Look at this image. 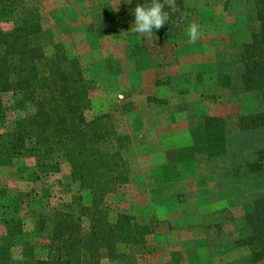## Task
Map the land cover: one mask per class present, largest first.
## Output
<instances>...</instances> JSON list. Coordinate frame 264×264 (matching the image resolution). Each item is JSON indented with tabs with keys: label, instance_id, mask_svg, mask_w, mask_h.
<instances>
[{
	"label": "rangeland",
	"instance_id": "rangeland-1",
	"mask_svg": "<svg viewBox=\"0 0 264 264\" xmlns=\"http://www.w3.org/2000/svg\"><path fill=\"white\" fill-rule=\"evenodd\" d=\"M0 3H24L29 8H38L47 54L55 42L61 43L92 78L91 107L85 115L90 119L108 113L109 122L121 137L122 154L131 172L130 180L106 194L104 202L112 219L118 213L131 215L132 222L145 231L143 247L135 255L138 264H160L157 257L163 254H173L176 264H189L186 253L192 249L202 256L208 254L210 259L190 264H220L214 261L219 255L225 264H264V259L251 261L252 245L238 243L249 234L245 214L252 208L253 200L264 195V161L259 168L250 165L258 158L253 140L259 134L228 133L221 138L226 151L212 152L209 156L199 154L196 165L182 162L177 167L162 166L155 134L162 119L167 121L163 114L175 113L181 124L186 121L193 129H204V117L219 113L226 119L227 129L235 130L229 126L240 114L261 108L259 92L236 94L233 89L221 86L219 89L215 84L217 73L230 69L234 72L240 66L235 60L236 47L250 37L256 20L253 0H170L174 6L166 4L164 9L169 14L167 24L153 30L151 38L134 32V40L132 37L128 43L115 38V34L122 36L134 22L135 7L130 5L131 0H0ZM18 16L6 9L0 11L1 28L10 29ZM193 22L202 31L195 44L189 43L186 32ZM157 66H180L173 77L175 86L164 92L166 102L150 92L143 95L146 89L141 87L140 79L145 82L146 78H142L140 70ZM133 90L142 94L134 95L136 101L132 103L126 94ZM19 98L18 93L11 91L1 95L4 119L1 123L0 118V133L24 115ZM69 171L68 163L61 160L59 172L42 174L33 157L21 158L10 166L0 165V264L43 256L45 241L36 238L40 217L55 209L71 211L73 197L78 193L84 203H89L90 192L79 191L78 185L71 182ZM186 176L195 180H183ZM173 179L181 180L178 183ZM177 183L184 185V192L199 185L194 196L209 192L211 200L223 197L224 208L214 209L196 222L191 220L188 214H183L187 209L178 207L179 202L186 201V194H177L180 190ZM156 201L165 205L162 209L165 215L154 213ZM83 220L87 224V218ZM196 224L200 225L198 231L194 228ZM204 244L212 247H203Z\"/></svg>",
	"mask_w": 264,
	"mask_h": 264
},
{
	"label": "trees",
	"instance_id": "trees-1",
	"mask_svg": "<svg viewBox=\"0 0 264 264\" xmlns=\"http://www.w3.org/2000/svg\"><path fill=\"white\" fill-rule=\"evenodd\" d=\"M253 2L256 20L250 37L236 47L240 66L234 72L217 73L215 84L236 94H261V108L240 114L229 126L259 134L253 140L258 158L250 162L259 168L264 161V0ZM148 3L131 0L130 5ZM4 9L19 16L10 29L0 26L1 123L3 93H18L24 115L0 133V165L33 157L38 172L48 174L59 172L63 160L69 165L71 182L91 194L89 203L78 193L71 211L55 209L40 217L36 238L45 241V254L15 264H138L135 255L143 247L145 231L131 215L118 213L112 219L104 202L106 194L130 180L131 172L108 113L90 119L85 115L91 107L92 78L61 43L55 42L47 54L38 8L0 3V11ZM203 123L205 129L227 128L226 119L219 116H205ZM244 219L249 234L238 243L252 245L251 261L257 262L264 259V195L253 200Z\"/></svg>",
	"mask_w": 264,
	"mask_h": 264
},
{
	"label": "crops",
	"instance_id": "crops-1",
	"mask_svg": "<svg viewBox=\"0 0 264 264\" xmlns=\"http://www.w3.org/2000/svg\"><path fill=\"white\" fill-rule=\"evenodd\" d=\"M112 22L116 23L117 20H112ZM123 23H125V22H123ZM130 35H131V37H130ZM132 37L134 40L135 35H134V32L131 31V28H125V32L123 33L122 36H120V35L116 36V34H115V38L122 40V41L125 40L124 43L125 42L128 43L129 39ZM179 67L180 66H157V68L147 67L143 70H140L142 78H144V77L146 78L145 82H144V79H140L141 80V87L146 89V94L143 93V95L152 94V95H154V97L159 98L160 101L166 102L165 99H167V98H165L166 95L164 92L165 91L168 92L170 90V88L172 90V88L175 86L174 81H173V77L178 74ZM125 71H128V69H126ZM134 72L135 71L132 70V73H134ZM203 75H205V73ZM208 77L211 78V75H209ZM160 80H164V81H160ZM212 80H214V79L212 78ZM203 82L204 83L206 82L205 76H204ZM155 84L158 86H155ZM216 87L221 89V87H219V85H216ZM139 92L140 91L133 90L129 94H126V97L131 102L132 101L135 102L136 98L134 95H137ZM141 94H138V95L140 96ZM127 95H130V96H127ZM234 98H236V97H234ZM147 103H149V101ZM171 114H173V115L170 116V115H164L163 114V118L166 119L167 121L164 120V122H163V119H162V123L159 126V130L155 131V134L157 135L156 141H158L157 142V146H158L157 149H158V152L161 156V162H162L161 164H164V165H162L164 167H166V166L177 167V166H180L182 162H191L192 163L191 165L194 166L199 161V157H198L199 154H201V156H209V155H212V152H214L216 154V153H222L223 151H226L224 143L221 142V138H224V136H226L228 133H231V132L241 133L242 132L240 130H229L227 128L225 130H221V131L210 130V129H205V128L204 129L203 128L193 129L189 126V122L185 121L183 124H181L178 119H175L176 114L175 113H171ZM177 114H179V113H177ZM214 115L219 116V117L221 116L219 113H215ZM234 115H236V114H234ZM230 116H232V115L230 114ZM160 117H162V116L160 115ZM177 118H178V116H177ZM182 125H183V127H180ZM142 127H144V126L142 125ZM235 135H240V134H235ZM194 140H196V141L194 142ZM181 151L183 152V157H181ZM169 153L171 154V157H169ZM69 175H70V173H69ZM190 178L195 180V177H187V176L183 177L182 179L187 181ZM174 180H175V182L179 183L181 179L180 180L179 179H173V181ZM178 183L176 184V188L178 187L177 190L180 189L179 190L180 192L177 191V194H184V195L186 194L185 195V198H186L185 202L186 203L185 202H183V203L179 202L178 207L187 209L186 211H184L183 214L184 215L188 214L187 217L191 218V220H193L195 222L197 219L202 218L203 216H205L209 212L213 211L214 209L217 211L220 210V208L222 206L221 203L225 201V199L223 197H221V198L215 197L214 199L211 200L210 196H212V194H210L209 192L194 196L193 195L194 193L198 194L197 189H198L199 185L196 184L195 186H193V188L191 190L186 188V190L184 192L183 191L184 185L178 184ZM193 191H196V192H193ZM189 194H191V196L186 197ZM180 198H182V196H180ZM199 198H201V200H197ZM150 202H152L151 199H150ZM161 204H163V203H159L157 201L155 203H153L154 213L156 215H165L166 214L165 211L164 212L162 211V209L165 205H161ZM222 208H224V207L222 206ZM196 226L197 227H194L195 231H198V228L200 227V225L196 224ZM201 228H202V226H201ZM189 230H191V229L189 228ZM205 246H208V247L210 246V248L212 247L211 244H204L203 247H205ZM157 258H158L157 261H159L160 264H176L177 263V260L173 258V254H170V255H168V254L164 255L163 254V255L158 256ZM186 258H187L186 262L190 264L191 262H201L203 260L208 261L210 259V256H208V254L202 256L199 254L197 249H192L190 251V253H186ZM217 258H219V260H216ZM216 259L214 261L219 262L220 264H222L224 262V260L221 259V255L217 256ZM223 264H225V262Z\"/></svg>",
	"mask_w": 264,
	"mask_h": 264
},
{
	"label": "clouds",
	"instance_id": "clouds-1",
	"mask_svg": "<svg viewBox=\"0 0 264 264\" xmlns=\"http://www.w3.org/2000/svg\"><path fill=\"white\" fill-rule=\"evenodd\" d=\"M174 6L170 0H150L148 4H137L134 9V22L131 31L138 33L140 36L151 38L153 30H158L167 24L169 14L166 12L165 5ZM114 8L113 10H116ZM187 38L189 43L195 44L202 37L201 27L198 23H191L187 30Z\"/></svg>",
	"mask_w": 264,
	"mask_h": 264
}]
</instances>
